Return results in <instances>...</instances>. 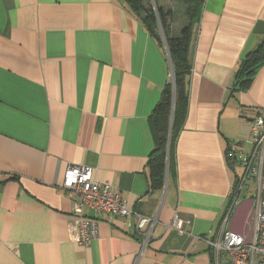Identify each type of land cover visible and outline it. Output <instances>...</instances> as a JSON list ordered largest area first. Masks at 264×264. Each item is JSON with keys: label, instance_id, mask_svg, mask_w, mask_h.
<instances>
[{"label": "crops", "instance_id": "0c3cea01", "mask_svg": "<svg viewBox=\"0 0 264 264\" xmlns=\"http://www.w3.org/2000/svg\"><path fill=\"white\" fill-rule=\"evenodd\" d=\"M196 33L175 174L153 190L151 117L172 78L165 43L127 0H0V264H213L204 239L231 206L227 228L251 234L256 196L242 194L245 167L230 149L250 151L264 109V64L234 90L264 37V0H206ZM69 165L92 167L130 208L157 218L145 247L136 216L130 226L86 206L98 238L77 242L79 198L62 186ZM175 214L190 221L185 233L167 226Z\"/></svg>", "mask_w": 264, "mask_h": 264}, {"label": "built area", "instance_id": "2783aa9c", "mask_svg": "<svg viewBox=\"0 0 264 264\" xmlns=\"http://www.w3.org/2000/svg\"><path fill=\"white\" fill-rule=\"evenodd\" d=\"M172 77V76H171ZM250 151L231 147L230 155L245 167L243 182L251 176L258 183L256 196L255 226L250 235H244L227 228L232 207L225 213L217 232L208 243L213 264H264V109L258 108L251 121ZM229 155V156H230ZM63 188L74 201L75 212L79 213L73 224L77 230V242L88 246L98 238L100 217H125L129 225L130 217L136 216L134 233L142 241L143 247L149 242L153 228L158 222L156 217L143 215L130 208L121 192L109 182H100L93 176V168L87 165H69L64 176ZM84 206L99 217L91 218L84 214ZM190 221L175 214L167 224L179 233H185L184 224Z\"/></svg>", "mask_w": 264, "mask_h": 264}, {"label": "trees", "instance_id": "16d2710c", "mask_svg": "<svg viewBox=\"0 0 264 264\" xmlns=\"http://www.w3.org/2000/svg\"><path fill=\"white\" fill-rule=\"evenodd\" d=\"M156 9L152 0H127L129 9L144 23L149 32L163 45L159 21L164 31L167 47L174 66V85L172 78L167 83L162 98L155 107L151 117L153 131L156 136V148L149 159L150 188L162 190L165 186L167 167V145L170 121L173 111V127L171 138V154L169 160V176H174V150L177 137L182 130L188 112L189 84L192 73V53L195 47L197 25L201 20L206 0H181L184 4L185 22L180 35L172 34L174 9L165 10L159 0ZM157 10V12H156ZM264 64V37L260 44L241 60L237 69L235 89L247 90L257 70ZM174 107V110H173Z\"/></svg>", "mask_w": 264, "mask_h": 264}, {"label": "rangeland", "instance_id": "374dc122", "mask_svg": "<svg viewBox=\"0 0 264 264\" xmlns=\"http://www.w3.org/2000/svg\"><path fill=\"white\" fill-rule=\"evenodd\" d=\"M159 1L163 5L165 10L174 9V11L176 13V15H175V32H174V34L176 36H179L180 32H181L180 28L183 27L184 22H185L184 4L181 2V0H159ZM236 169H237V171L242 172L239 169V167H236ZM241 192H242V194L257 196V192H258V183H257V181L254 180L251 176H248V178L244 181V184L242 186V191Z\"/></svg>", "mask_w": 264, "mask_h": 264}, {"label": "water", "instance_id": "95a60500", "mask_svg": "<svg viewBox=\"0 0 264 264\" xmlns=\"http://www.w3.org/2000/svg\"><path fill=\"white\" fill-rule=\"evenodd\" d=\"M152 3H153V5H154V7L156 9V1L152 0ZM156 12H157V10H156ZM159 26H160L161 34H162L163 39H164L165 46L167 48V51H168V54H169V57H170V61H171L172 81H173V85H174V102H175L174 66H173V62H172V59H171V56H170V53H169V50H168V47H167V42H166L164 31H163V28L161 26L160 21H159ZM173 110H174V107H173ZM172 127H173V111H172V115H171L169 139H168V145H167V167H166V173H165V189L167 187V183H168V179H169V160H170V154H171Z\"/></svg>", "mask_w": 264, "mask_h": 264}]
</instances>
